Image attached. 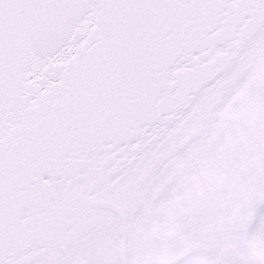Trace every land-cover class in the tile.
<instances>
[{
	"label": "snow or ice",
	"instance_id": "obj_1",
	"mask_svg": "<svg viewBox=\"0 0 264 264\" xmlns=\"http://www.w3.org/2000/svg\"><path fill=\"white\" fill-rule=\"evenodd\" d=\"M0 264H264V0H0Z\"/></svg>",
	"mask_w": 264,
	"mask_h": 264
}]
</instances>
